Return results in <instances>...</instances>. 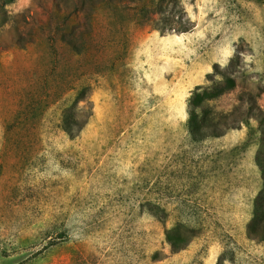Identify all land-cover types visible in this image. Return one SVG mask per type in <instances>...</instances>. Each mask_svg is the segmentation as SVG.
Masks as SVG:
<instances>
[{
  "label": "rangeland",
  "instance_id": "1",
  "mask_svg": "<svg viewBox=\"0 0 264 264\" xmlns=\"http://www.w3.org/2000/svg\"><path fill=\"white\" fill-rule=\"evenodd\" d=\"M3 1L0 264H264L256 142L186 131L214 66L264 112V0Z\"/></svg>",
  "mask_w": 264,
  "mask_h": 264
},
{
  "label": "trees",
  "instance_id": "2",
  "mask_svg": "<svg viewBox=\"0 0 264 264\" xmlns=\"http://www.w3.org/2000/svg\"><path fill=\"white\" fill-rule=\"evenodd\" d=\"M13 1L4 0L3 3L6 5ZM65 1L68 2V0ZM16 45L21 47L20 44ZM206 83V86L196 87L186 101L187 135L192 143H201L210 138H219L228 130H237L241 127L247 129V139H253L257 144L255 164L259 170L261 187L253 201L251 218L246 226V235L251 241L264 242V112L250 93L239 99L242 101L241 106L234 110L226 113L215 112L211 103L234 90L235 81L230 73H225V70L214 66L213 72L206 76ZM241 108L244 114L236 120L234 113ZM64 122L69 124L70 120L65 118ZM65 131L70 134V129H65ZM177 229L178 227L174 226L166 233V238L174 253L182 249L170 239V235Z\"/></svg>",
  "mask_w": 264,
  "mask_h": 264
}]
</instances>
